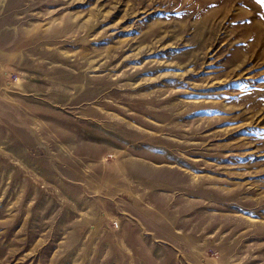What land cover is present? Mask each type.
<instances>
[{
    "label": "rangeland",
    "instance_id": "374dc122",
    "mask_svg": "<svg viewBox=\"0 0 264 264\" xmlns=\"http://www.w3.org/2000/svg\"><path fill=\"white\" fill-rule=\"evenodd\" d=\"M0 264H264V0H0Z\"/></svg>",
    "mask_w": 264,
    "mask_h": 264
},
{
    "label": "crops",
    "instance_id": "0c3cea01",
    "mask_svg": "<svg viewBox=\"0 0 264 264\" xmlns=\"http://www.w3.org/2000/svg\"><path fill=\"white\" fill-rule=\"evenodd\" d=\"M135 221H136V223H135V226H136V225H138V224H137V223H138V220H137V219H135ZM116 224H118V223L116 222Z\"/></svg>",
    "mask_w": 264,
    "mask_h": 264
},
{
    "label": "built area",
    "instance_id": "2783aa9c",
    "mask_svg": "<svg viewBox=\"0 0 264 264\" xmlns=\"http://www.w3.org/2000/svg\"><path fill=\"white\" fill-rule=\"evenodd\" d=\"M115 225H116V223H115Z\"/></svg>",
    "mask_w": 264,
    "mask_h": 264
}]
</instances>
